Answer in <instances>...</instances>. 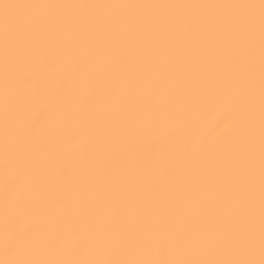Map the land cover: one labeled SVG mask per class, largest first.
<instances>
[{"label": "snow or ice", "instance_id": "obj_1", "mask_svg": "<svg viewBox=\"0 0 264 264\" xmlns=\"http://www.w3.org/2000/svg\"><path fill=\"white\" fill-rule=\"evenodd\" d=\"M0 264H264V0H0Z\"/></svg>", "mask_w": 264, "mask_h": 264}]
</instances>
